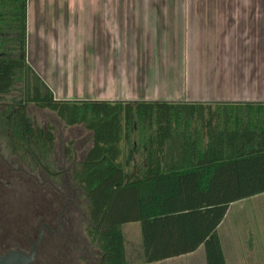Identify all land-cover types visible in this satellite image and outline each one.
Segmentation results:
<instances>
[{"label":"trees","instance_id":"1","mask_svg":"<svg viewBox=\"0 0 264 264\" xmlns=\"http://www.w3.org/2000/svg\"><path fill=\"white\" fill-rule=\"evenodd\" d=\"M0 6V103L22 84L0 110V145L39 169L37 181L83 190L97 264H129V222L146 263L204 245L207 264H227L218 226L232 202L264 192V102L58 99L28 62L27 0ZM30 103L92 132L80 160L66 149L68 169L54 167L53 126H37ZM0 184L18 182L0 169Z\"/></svg>","mask_w":264,"mask_h":264},{"label":"crops","instance_id":"2","mask_svg":"<svg viewBox=\"0 0 264 264\" xmlns=\"http://www.w3.org/2000/svg\"><path fill=\"white\" fill-rule=\"evenodd\" d=\"M27 28L28 62L58 99L264 102V0H27ZM263 195L218 226L227 264H264L248 211ZM126 247L129 264H207L204 245L146 263L142 231Z\"/></svg>","mask_w":264,"mask_h":264},{"label":"rangeland","instance_id":"3","mask_svg":"<svg viewBox=\"0 0 264 264\" xmlns=\"http://www.w3.org/2000/svg\"><path fill=\"white\" fill-rule=\"evenodd\" d=\"M81 36L82 33H78V38H81ZM21 87L22 84H19L18 89L13 94L8 95L7 99L9 100L12 96L20 93ZM28 112L37 126H53V131L56 136V147L50 157L51 160L57 162L56 166H54L55 168L68 169L71 165L73 159L69 160L68 156H66V149L68 147H71L72 157L77 161L85 155L86 150L92 144V132L88 131L83 124L67 125L56 112L50 109H42L34 103L28 105ZM0 147L1 174L11 177L18 182L11 189H6V185L0 184V250L3 248L11 249L16 244L27 247L29 241L31 239L34 240L38 235L41 224L39 221L41 220V215L43 216L42 213H52L53 208L55 209L56 215L54 219L49 217V220L54 221V225L57 226V214L64 209L63 206L69 200L70 204L66 207V213L61 219L63 224L66 225V223L71 221V213L77 212L74 214L76 223L79 226L77 234L74 237L77 240L73 241L74 243L71 244L69 251L63 248L58 253L55 250L50 251L46 256L42 253L37 264L40 261L43 264H97L100 256L99 249L91 244L85 232L87 199L83 190L79 187L71 186L58 192V189L51 188L50 185H45L37 181L36 176L40 174V170L31 169L21 159L20 155L12 153L6 146L5 141ZM5 162L9 163L11 168L7 167L4 164ZM8 172L12 175H5ZM10 199L13 200L12 206H14V209L11 206L8 207L10 205ZM15 201H18L19 204H16ZM41 204L45 205V208H42L40 211V207L37 205ZM57 205H60L58 211H56ZM11 209L13 215L8 214ZM248 211L250 212L249 224L252 227L258 226L264 229V195L260 196L258 200H255L253 206L249 207ZM10 215L12 216V222L8 219ZM124 231L127 245L132 239H136L137 241L139 239L141 243V226L139 222L126 223L124 225ZM83 240H86L89 245L88 250H86L87 258H84L85 260H81L79 257L81 255V249L75 247V243ZM61 254L64 256H61Z\"/></svg>","mask_w":264,"mask_h":264},{"label":"flooded vegetation","instance_id":"4","mask_svg":"<svg viewBox=\"0 0 264 264\" xmlns=\"http://www.w3.org/2000/svg\"><path fill=\"white\" fill-rule=\"evenodd\" d=\"M14 92H12L11 94H13ZM7 102L8 101L6 100V101L0 103V110L4 108L5 104H7ZM3 143H4V141L1 144H3ZM67 187H71V185H68ZM67 187H64L63 189H67ZM5 188L11 189L12 187H5ZM53 188L58 189L59 190L58 192H61L63 190L60 187H53ZM6 189H5V191H6ZM15 203L19 204L18 201H15ZM66 203H67L66 205L68 206L70 204V201L68 200ZM9 204L10 205H8V207L11 206L14 209V206H12L13 205L12 199L9 200ZM66 205L63 206L64 209L61 212L59 211L57 214V217H58V225L57 226L54 225V221L49 220V217H52V219H54V216L56 215L54 208L52 210V213H50V212H47V214L42 213L43 216L41 215V220L39 221L41 224H40L38 235H39L40 231L43 229L44 237H43V240L41 241L40 245L37 248V254H36L35 260L31 264H37L39 262L40 255L42 253L44 256H46V255H48V253L50 251L55 250V252L58 253L60 251V249H63V248H66L69 251L71 244L74 243L73 241L77 240L76 238H74L75 235L77 234V229L79 228V226L77 225L76 220L74 218V216H75L74 214L77 212L71 213V215H72L70 217L71 221L66 223V225L63 224L62 219H61L62 216L66 213ZM37 206L40 207V211L42 208H45L44 207L45 205H42V204L37 205ZM17 207H18V205H17ZM58 208H60V205L56 206V211H58ZM79 213H80V210H79ZM8 214L13 215L12 209L10 210V213H8ZM8 219L12 222V216L11 215L8 216ZM43 219H44V221H42ZM36 238L34 240L31 239L29 241V245L27 247H22V246L16 244L11 249H19V250H25L27 252H30L32 244L34 243ZM75 247H77V248L79 247L81 249V255H79L80 259L81 260L83 259L82 258L83 255H84V258L86 259L87 258L86 250H88V248H89L88 242L86 240L80 241L79 243H75ZM7 250H10V249L3 248L2 250H0V253L6 252ZM39 264H43V262L40 261Z\"/></svg>","mask_w":264,"mask_h":264},{"label":"water","instance_id":"5","mask_svg":"<svg viewBox=\"0 0 264 264\" xmlns=\"http://www.w3.org/2000/svg\"><path fill=\"white\" fill-rule=\"evenodd\" d=\"M43 237L44 231L42 229L32 244L30 252L19 249H10L6 252L0 253V264H31L35 260L37 248L43 240Z\"/></svg>","mask_w":264,"mask_h":264}]
</instances>
